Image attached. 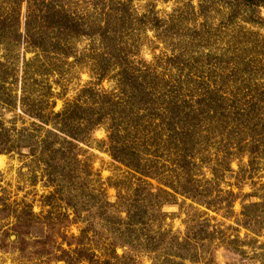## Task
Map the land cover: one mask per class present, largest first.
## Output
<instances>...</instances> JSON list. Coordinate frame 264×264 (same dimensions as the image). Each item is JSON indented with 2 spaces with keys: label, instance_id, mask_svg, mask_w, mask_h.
I'll return each instance as SVG.
<instances>
[{
  "label": "rangeland",
  "instance_id": "rangeland-1",
  "mask_svg": "<svg viewBox=\"0 0 264 264\" xmlns=\"http://www.w3.org/2000/svg\"><path fill=\"white\" fill-rule=\"evenodd\" d=\"M69 1L74 12L83 13L90 22L101 10L112 16L108 22L113 39L110 52L97 40L85 38L63 44L72 54L67 60L55 53L36 60V51L23 40L16 43L13 34L17 30L24 33L27 0H0V68L9 69L0 82V93L16 91L15 110L8 109L6 100L0 103V122L9 128L12 120L18 128L22 121L29 123L19 104L21 92L14 87L27 64L33 69L34 64L44 74L34 78L35 96H45L47 86L55 112L74 102L85 109L97 108L105 98L106 112L119 115L127 111L136 116L135 144L153 150L152 157L141 159L156 164L159 176L180 174L173 161L184 153L200 192L215 198L217 194L225 199L229 193L238 196L233 209L224 203L219 211L217 205L208 209L180 195L164 206L167 217L162 227L180 239L189 237L186 229L191 220L205 221L210 245L193 251L192 256L203 250L195 264H264V211L256 227L258 235L253 225L245 226L242 217L243 206L263 203L264 196V9L251 8L243 0ZM120 4L127 7L124 15ZM118 17L123 19L121 23L116 22ZM101 53L104 61L98 63ZM18 69L19 77L13 73ZM121 70L127 74V85ZM135 87L138 97L129 100ZM109 120L106 117L79 149L81 160L93 172L92 189L101 188L114 204L117 187L127 188L135 182L132 171L110 154L113 123ZM124 124L120 120L119 129ZM182 138L186 146L181 144ZM33 161L25 156H0V198L12 208L56 223L49 212H71L60 201L48 204L53 189L42 167ZM152 184L169 190L159 181L152 180ZM12 224L5 222L4 227ZM69 232L77 235L78 229L74 226ZM192 238L187 239L190 244ZM14 239L0 245V264H57L36 257L32 246L21 253L11 243ZM118 254L122 256L123 251ZM130 257L131 264H152L147 254L132 253Z\"/></svg>",
  "mask_w": 264,
  "mask_h": 264
},
{
  "label": "trees",
  "instance_id": "trees-1",
  "mask_svg": "<svg viewBox=\"0 0 264 264\" xmlns=\"http://www.w3.org/2000/svg\"><path fill=\"white\" fill-rule=\"evenodd\" d=\"M243 1L251 8L264 9V0ZM27 4L28 16L24 33L17 30L13 34L16 43L23 40L24 44L36 51V60L47 53L58 54L59 58L67 60L72 54L63 48V44L85 38L97 40L104 50L110 52L113 39L108 22L112 16L104 10L90 22L83 13L74 12V4L69 0H27ZM126 8L125 4H120L123 15ZM122 20L119 18L116 22L121 23ZM1 32L2 28L0 34ZM104 57L105 54H99L98 63L103 62ZM33 67L34 69L27 64L20 77L19 69L13 71L20 78V85L16 81L14 87L21 92L19 104L29 123L22 121V127L18 128L16 120H12L9 128L4 122H0V156H25L39 164L48 186L53 189V193L47 197L48 204L60 201L71 213L54 215L49 212L48 216H54L56 220L54 223L50 218L40 220L41 217L37 219L32 212L12 208L4 198H0V245L14 236L11 243L21 253L32 246L36 257H47L57 264H131L132 253L151 256L152 264H179L177 261L195 264L201 260L202 253H198L203 250L193 256L192 253L198 247L210 245V237L204 230L207 229L205 221L191 220L186 229L187 236L189 235L187 239L193 235L192 244L196 248L192 249V244L187 239H180L173 236L171 230L163 229L162 225L167 217L163 213L164 206L171 204L180 195L208 209L217 205L219 211L224 203L229 209H233L238 196L229 193L225 199L217 194L215 198L211 193L200 192L199 186L192 180L184 153L173 161L176 172L180 174L159 176L160 170L156 164L141 159L144 156L152 157L153 150H144L135 144L134 140L138 135L136 116L127 111L119 115L106 112L105 98L97 108L85 109L74 102L67 103L62 111L55 112L56 104L50 100L52 94H49L51 90L47 86L44 88L45 96H35L38 91L32 85L34 78L44 74L36 71L34 64ZM7 70L9 69L0 68V82L6 79L4 72ZM121 72L127 85V74L125 70ZM6 82H3L4 86ZM137 88L132 90L129 100L137 99ZM15 92L12 89L8 90V94L0 93V103L6 100L9 110L16 109ZM106 117L113 123V130L110 129L112 131H109L108 138L110 154L116 162L132 171L131 177L135 182L127 188L117 187L118 196L114 204L109 202L107 194L101 188L92 189L90 178L93 172L81 160L83 155L79 149L81 144L88 142L94 130L104 124ZM120 120L125 123L122 129H119ZM131 138L133 139L129 140ZM181 142L186 146L184 138ZM152 180L159 181V185L169 190L155 188ZM263 211L264 196L263 203L243 206L245 226L251 228L253 225L256 229ZM11 221L12 227H4L5 222ZM74 226L78 229L77 235L69 232ZM256 231L258 235L260 232ZM118 250L123 251L122 256L118 254ZM213 250L215 249H210ZM229 250L235 251L230 246ZM214 258L215 253L211 252V259Z\"/></svg>",
  "mask_w": 264,
  "mask_h": 264
}]
</instances>
